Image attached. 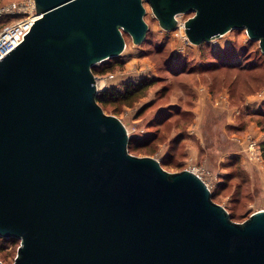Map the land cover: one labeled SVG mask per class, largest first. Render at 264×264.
Returning <instances> with one entry per match:
<instances>
[{
	"label": "water",
	"instance_id": "1",
	"mask_svg": "<svg viewBox=\"0 0 264 264\" xmlns=\"http://www.w3.org/2000/svg\"><path fill=\"white\" fill-rule=\"evenodd\" d=\"M30 32L0 60V238L14 264H264V210L236 223L185 169L130 153L98 103L93 68L178 17L190 44L245 31L264 54V0H34ZM0 264H3L0 261Z\"/></svg>",
	"mask_w": 264,
	"mask_h": 264
},
{
	"label": "rangeland",
	"instance_id": "2",
	"mask_svg": "<svg viewBox=\"0 0 264 264\" xmlns=\"http://www.w3.org/2000/svg\"><path fill=\"white\" fill-rule=\"evenodd\" d=\"M21 1L0 0V8ZM146 8L149 31L145 42L134 45L125 35L127 49L112 60L113 71L95 76L109 89L147 79L154 84L132 104L112 105L104 111L129 128L131 143L158 137L149 147L140 144L130 151L134 156L159 159L171 173L206 166L217 175L211 180L214 201L228 210L234 222L244 223L264 210V54L260 43L245 31L235 30L209 46H195L180 29L162 30L148 4ZM192 16L178 19L185 23ZM13 18L0 17V28L20 19ZM182 69L184 74L176 75ZM111 75L116 79L109 80ZM200 89L209 97L202 108L196 105ZM217 101L221 109L214 106ZM197 106L203 122L195 132ZM248 138L259 144L262 161L250 158ZM3 240L9 241L0 244V261L14 264L20 241Z\"/></svg>",
	"mask_w": 264,
	"mask_h": 264
},
{
	"label": "built area",
	"instance_id": "3",
	"mask_svg": "<svg viewBox=\"0 0 264 264\" xmlns=\"http://www.w3.org/2000/svg\"><path fill=\"white\" fill-rule=\"evenodd\" d=\"M3 16H13L14 18L19 17L20 19L5 24L0 28V60L25 40L24 36L30 32L34 22L40 19L42 15H38L34 0H23L20 3L0 8V17ZM178 29H180L182 35L185 34L184 22L179 20ZM184 36V39L187 40L186 35ZM114 79H116L114 75L109 76V80ZM97 84L99 93L109 89V87H102L103 83L101 78H97ZM127 130L130 135L131 132L128 127ZM142 132L144 131L142 130ZM247 150L251 159L262 161V156L259 152V144L255 141V139L248 138ZM188 170L197 174L213 193L214 184L211 180L214 179V177L216 178L217 175H213V173L206 166L196 165L189 167Z\"/></svg>",
	"mask_w": 264,
	"mask_h": 264
},
{
	"label": "trees",
	"instance_id": "4",
	"mask_svg": "<svg viewBox=\"0 0 264 264\" xmlns=\"http://www.w3.org/2000/svg\"><path fill=\"white\" fill-rule=\"evenodd\" d=\"M209 46L210 43H204L200 46ZM116 58L110 59L109 63L104 62L102 64L104 65L103 68H100L95 66L93 68V72L95 75L105 74L113 71L115 68V63H113L112 60H115ZM101 65V64H100ZM184 74V69L179 71L176 75ZM154 82L152 80L144 81L142 83H134L129 82L127 84L122 85L119 87H111L110 89L105 90L104 92L100 93L98 96V103L103 107V109H106L108 106H122L126 104H132L134 100H136L140 94L144 93L146 90H148L151 86H153ZM158 137H153L151 139H143L141 142L131 143L129 145L130 151H136L137 146L140 144H144L145 147H149L153 144L154 141H157ZM263 151V157H264V144L262 146ZM214 196V194H213ZM15 239H10V241H14ZM9 240H3L0 238V244H3L2 242H7ZM18 241V240H17ZM4 247V245H2Z\"/></svg>",
	"mask_w": 264,
	"mask_h": 264
},
{
	"label": "crops",
	"instance_id": "5",
	"mask_svg": "<svg viewBox=\"0 0 264 264\" xmlns=\"http://www.w3.org/2000/svg\"><path fill=\"white\" fill-rule=\"evenodd\" d=\"M206 92H207L206 90H202V89L199 90V92H198L199 101L196 105L200 106L201 103L205 100V98L209 99V97H207V95H206ZM218 103H220V101H217L216 103H214V106L216 108H220V107H218L219 106ZM198 106L195 109L196 120H195L194 125L192 127V130H194L195 132L198 131L199 129H201L202 122H203V113L201 112V109H200L202 107L200 106V108H199ZM190 159L194 160L193 158H190Z\"/></svg>",
	"mask_w": 264,
	"mask_h": 264
}]
</instances>
